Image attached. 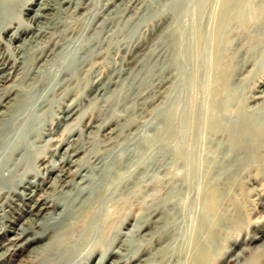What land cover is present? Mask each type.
<instances>
[{
    "label": "rangeland",
    "instance_id": "1",
    "mask_svg": "<svg viewBox=\"0 0 264 264\" xmlns=\"http://www.w3.org/2000/svg\"><path fill=\"white\" fill-rule=\"evenodd\" d=\"M44 1L0 15V159L35 182L2 264H264V0H49L39 32ZM41 209L56 241L11 242Z\"/></svg>",
    "mask_w": 264,
    "mask_h": 264
},
{
    "label": "bare ground",
    "instance_id": "2",
    "mask_svg": "<svg viewBox=\"0 0 264 264\" xmlns=\"http://www.w3.org/2000/svg\"><path fill=\"white\" fill-rule=\"evenodd\" d=\"M183 1V0H182ZM240 0H224V6H225V9L226 11L230 10V8L232 7V5H234L235 3L239 2ZM177 2V1H176ZM181 2V1H180ZM65 3V1H64ZM183 3V2H182ZM6 0H0V15H4L7 11L6 9ZM175 4V3H174ZM181 5V4H180ZM205 5H206V1H202V3L200 4V12L203 11V9L205 8ZM223 6V5H222ZM57 7V6H56ZM55 6L49 2V0L47 1H44V3L42 2L41 3V6H40V13H38L36 15V17L34 19H36V21L34 22V24L36 25L35 28L32 27V30H38L39 32L41 30L44 29L43 25H46V24H43L41 22V20H48V16L50 15L49 13L54 11ZM230 12V11H229ZM25 19V18H24ZM52 20V19H51ZM49 22V21H48ZM51 22V21H50ZM49 22V23H50ZM41 24V25H40ZM50 25V24H48ZM47 26V25H46ZM45 26V27H46ZM31 27V26H30ZM48 30V29H47ZM20 32H16V33H13L11 36H10V39H9V42L11 43L12 41L14 40H17L19 37H20ZM42 32V31H41ZM35 34V33H34ZM85 35V34H84ZM41 36V35H40ZM32 38V37H31ZM29 38V39H31ZM33 39V38H32ZM29 41V40H28ZM27 42H25L26 44ZM31 44V43H30ZM11 46V45H10ZM17 48V47H16ZM21 48L19 47L18 48V56H21L20 59H24L25 60V56L26 54H24L23 51H19ZM24 50V49H23ZM6 61V60H5ZM17 62H19L18 60H14V63L17 64ZM21 65V64H20ZM22 66V65H21ZM4 71V70H3ZM21 71V70H20ZM2 72V71H1ZM15 73V72H14ZM9 79L8 75L4 74V75H1L0 76V87L2 84H4L5 82H7ZM183 85V84H182ZM2 89V88H1ZM20 91V90H19ZM3 95V94H2ZM9 97V96H8ZM7 97V98H8ZM18 97V96H17ZM17 100V99H16ZM16 102V101H15ZM21 105H23V103H21ZM1 106H4L2 104V102L0 101V107ZM72 107H69L66 111H64V115H67V116H64L62 118L63 121H66L70 118V114L72 112ZM5 122V121H4ZM14 139H16V136L14 134ZM16 141V140H15ZM186 144V143H185ZM2 150V149H1ZM8 150V149H7ZM19 150V149H18ZM19 152H17V149H15L9 156H8V159L6 160H2L0 159V198H3L4 199V202H2V205L0 206V212H5V207L7 206L8 208H10L11 210L14 209L13 205H17L15 204V199H17L16 201L18 200H21V202L23 201V204L25 206H27L28 202H32L33 199H34V196H35V191L34 190H31V187L29 188V186H32L34 183H31L30 181L29 182H25L24 179L22 180H18L17 179V172H19L20 168H21V162L20 161H17L15 160V157L18 155ZM177 154V153H176ZM5 155V154H4ZM184 155V154H183ZM188 156V155H187ZM4 157V156H3ZM186 158V156H185ZM191 161V160H190ZM67 162V161H66ZM63 163H64V160H63ZM188 163V162H187ZM58 165V164H57ZM60 169V168H58ZM60 171V170H59ZM51 172V171H50ZM48 169H45V173L44 174H41L39 173L38 175V178L43 180V182L46 181L47 178H49V173ZM66 176V173L62 174L61 177H65ZM27 186H25L26 184ZM56 187V186H55ZM55 187H53V191L55 189ZM97 188V187H95ZM93 195V194H92ZM52 198V197H51ZM3 201V200H2ZM22 204V205H23ZM19 206V205H18ZM31 208V207H29ZM33 209V208H31ZM64 210L62 211L65 212L66 209H67V205L65 206V208H63ZM8 210V209H7ZM21 210V209H20ZM45 209H41L39 212H37L36 215H31V216H35L36 218H30L28 219L27 221V224H28V228H25V227H21V228H11V232H13L15 234V237L11 240V242H18V241H21L23 239H26L27 238V241L26 243H28V245H32L34 243H36L37 241L39 240H42V239H48L49 234L51 233V231H53V228H49L47 229L48 231H43L44 227V223L45 222L44 220H46V217H43V222L42 221H38L37 218L41 217L42 216V213ZM10 213V211H8ZM60 212V211H59ZM30 213V212H29ZM61 213V214H62ZM26 214V213H25ZM66 214V213H65ZM70 214V213H69ZM3 216V215H2ZM60 216V215H59ZM67 216V215H66ZM59 217H57L58 219ZM6 219V218H5ZM65 219V218H64ZM53 220H56V219H53ZM49 222H52V221H49ZM60 222V221H59ZM54 222L50 223V224H53ZM61 223V222H60ZM63 223V222H62ZM0 233H2V231L4 230V225L2 223H0ZM58 224V223H57ZM60 225V224H59ZM53 226V225H52ZM38 229V230H37ZM57 231V230H56ZM89 231V230H88ZM85 233V232H84ZM90 235V234H89ZM65 239V238H64ZM56 240H52V237H50V242L54 243ZM136 244V243H135ZM53 245V244H52ZM50 246V245H49ZM124 246V245H123ZM46 247V246H45ZM54 247V246H53ZM38 248V247H37ZM52 248V247H50ZM106 249V248H105ZM48 250V249H47ZM70 250V249H69ZM46 250H44L45 252ZM43 252V251H42ZM43 252V253H44ZM77 255V254H76ZM64 256V255H63ZM6 257V253H3L2 255H0V264L3 263L4 259ZM48 260V259H47ZM51 260V259H50ZM64 261V259H62ZM60 260V261H62ZM60 261L58 262L57 259L53 260V261H49V262H45L44 264H64V263H60ZM65 262V261H64Z\"/></svg>",
    "mask_w": 264,
    "mask_h": 264
}]
</instances>
